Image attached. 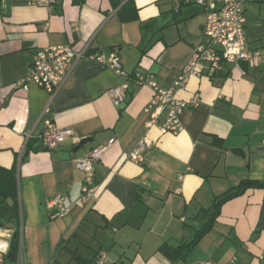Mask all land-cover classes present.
I'll list each match as a JSON object with an SVG mask.
<instances>
[{"label":"crops","instance_id":"obj_1","mask_svg":"<svg viewBox=\"0 0 264 264\" xmlns=\"http://www.w3.org/2000/svg\"><path fill=\"white\" fill-rule=\"evenodd\" d=\"M8 1L6 11L0 0V166L15 169L27 263L76 264V252L103 254L107 264H172L161 245L187 243L209 224L177 264H264V186L213 206L242 181H264V73L228 65L223 77L190 76L176 95L198 94L199 103L184 109L177 134L144 127L153 90L133 81L140 72L171 85L201 41L204 8L183 0ZM261 3L245 4V39L264 51V13L249 9ZM87 42L90 54L115 53L128 76L81 60L52 100L34 83L19 86L37 49ZM123 82L128 90L114 106L107 91ZM45 120L72 135L46 149ZM144 134L154 145L141 162L128 160ZM110 139L93 163L94 198L80 203L83 174L74 162ZM57 194L76 205L52 218L46 201Z\"/></svg>","mask_w":264,"mask_h":264},{"label":"built area","instance_id":"obj_2","mask_svg":"<svg viewBox=\"0 0 264 264\" xmlns=\"http://www.w3.org/2000/svg\"><path fill=\"white\" fill-rule=\"evenodd\" d=\"M201 5L205 11V20L201 29V41L193 50L192 56L182 68L178 77L167 87H159L149 76L134 72L133 81L137 85H146L153 90V96L145 105L143 111L147 117L144 127L155 126L161 134H177L182 130L180 116L187 106L197 107L198 94L185 101L177 97L176 92L182 89L190 76L205 72L212 75L224 64L232 65L241 73L244 66L259 68L264 73V51L251 50L247 47L245 32L246 19L244 17L245 4L250 0H183ZM38 3L51 6L55 0H38ZM88 42L81 49H74L70 45L48 46L37 49L25 77L19 82L23 90L28 83H34L44 89L52 100L67 81L72 69L81 60H95L110 68L115 74L128 76L115 53L90 54ZM128 90V83L123 82L108 89L107 93L114 106H119ZM68 128H55L49 120L43 122L39 134L46 149H54L62 139L71 136ZM113 139L106 144L91 149L84 158L76 159L75 167L83 174L79 201L86 203L94 198L92 179L94 175V161L99 160ZM154 145V141L146 134L141 136L127 155V159L139 163L144 153ZM261 151L264 152V138L261 140ZM75 203L67 204L63 195L57 194L46 201L51 209V217L67 216L75 207ZM21 222V221H20ZM13 229L0 228V264H28L22 245V228L19 226V241L17 250L10 249ZM12 253V257H8ZM105 255L97 256L96 264H107ZM202 264H214L206 261Z\"/></svg>","mask_w":264,"mask_h":264},{"label":"trees","instance_id":"obj_3","mask_svg":"<svg viewBox=\"0 0 264 264\" xmlns=\"http://www.w3.org/2000/svg\"><path fill=\"white\" fill-rule=\"evenodd\" d=\"M246 66H244V69ZM229 71L227 64H224L222 69L209 75L210 77H223ZM263 187L264 181H242L238 186L226 191L222 197L219 198L217 202L213 203V206L217 208L225 200L241 193L247 187ZM19 202L17 196V185L15 178V169H4L0 166V227L9 223L11 220H15L17 225L13 230V235L11 238L10 249L13 253L16 252L18 241H19ZM209 229V224L205 225L203 228L196 230L193 238L187 242L179 244L177 247L172 248L166 243L161 245L159 248L163 253H165L171 260L172 264H177V262H182L186 254L192 249V247L199 241L205 232ZM71 257L74 259L76 264H96L97 255L91 259H84L73 252Z\"/></svg>","mask_w":264,"mask_h":264},{"label":"rangeland","instance_id":"obj_4","mask_svg":"<svg viewBox=\"0 0 264 264\" xmlns=\"http://www.w3.org/2000/svg\"><path fill=\"white\" fill-rule=\"evenodd\" d=\"M254 8L256 9V10H258L261 14H263L264 13V3H261V4H254V5H252V6H250V10H254ZM249 11V10H248ZM21 219H19V221H20ZM23 232V231H22ZM25 245L23 244V250H24V254H25V258L27 257L26 255H27V253H26V250H25ZM39 248V247H38ZM42 248H44L43 246H42ZM61 259V258H60ZM26 260H27V258H26ZM53 263V261L51 260V262L49 263V264H52Z\"/></svg>","mask_w":264,"mask_h":264},{"label":"water","instance_id":"obj_5","mask_svg":"<svg viewBox=\"0 0 264 264\" xmlns=\"http://www.w3.org/2000/svg\"><path fill=\"white\" fill-rule=\"evenodd\" d=\"M7 4H6V11H8L9 10V1L7 0V2H6ZM86 140H83V141H81L80 143H83V142H85ZM8 257H12V253H9V255H8Z\"/></svg>","mask_w":264,"mask_h":264}]
</instances>
